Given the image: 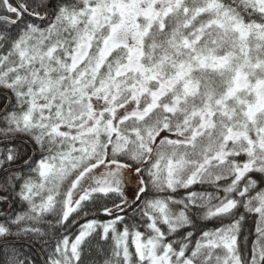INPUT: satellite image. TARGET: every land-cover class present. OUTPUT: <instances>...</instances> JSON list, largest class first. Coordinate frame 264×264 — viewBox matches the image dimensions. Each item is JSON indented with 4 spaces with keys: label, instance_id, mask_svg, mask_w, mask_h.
<instances>
[{
    "label": "snow or ice",
    "instance_id": "obj_1",
    "mask_svg": "<svg viewBox=\"0 0 264 264\" xmlns=\"http://www.w3.org/2000/svg\"><path fill=\"white\" fill-rule=\"evenodd\" d=\"M0 98V264H264V0H0Z\"/></svg>",
    "mask_w": 264,
    "mask_h": 264
},
{
    "label": "trees",
    "instance_id": "obj_2",
    "mask_svg": "<svg viewBox=\"0 0 264 264\" xmlns=\"http://www.w3.org/2000/svg\"><path fill=\"white\" fill-rule=\"evenodd\" d=\"M3 103H4L3 99L0 98V104H3ZM208 227H213L212 223H209ZM254 229H255V223H254L253 219H249L244 231H245V234L249 235V241L250 242L253 239L252 233H254ZM32 255H33V258L37 259V264H40L41 258L37 257L35 255V253H33Z\"/></svg>",
    "mask_w": 264,
    "mask_h": 264
}]
</instances>
